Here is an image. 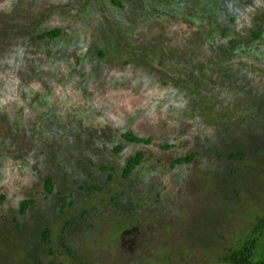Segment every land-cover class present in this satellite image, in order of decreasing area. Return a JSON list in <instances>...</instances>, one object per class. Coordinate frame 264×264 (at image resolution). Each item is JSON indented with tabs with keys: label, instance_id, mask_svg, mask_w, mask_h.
<instances>
[{
	"label": "rangeland",
	"instance_id": "374dc122",
	"mask_svg": "<svg viewBox=\"0 0 264 264\" xmlns=\"http://www.w3.org/2000/svg\"><path fill=\"white\" fill-rule=\"evenodd\" d=\"M260 220L264 0H0V264H227Z\"/></svg>",
	"mask_w": 264,
	"mask_h": 264
},
{
	"label": "trees",
	"instance_id": "16d2710c",
	"mask_svg": "<svg viewBox=\"0 0 264 264\" xmlns=\"http://www.w3.org/2000/svg\"><path fill=\"white\" fill-rule=\"evenodd\" d=\"M60 30H54L51 32H48L42 36H58L60 34ZM128 140L137 141V142H149L150 139H142L139 137H136L132 134L126 135ZM143 158L142 153H138L134 158H132L127 166L125 167V176H128V174L131 172V170L141 162ZM187 160L191 159V157L185 158ZM184 159H179V161H182ZM25 204L29 205L28 202ZM264 228V220H260V222L255 226L253 230L252 236L244 243V245L237 249L230 250L224 257V260L227 264H264V260L256 259L255 255V248L257 244V235L262 232Z\"/></svg>",
	"mask_w": 264,
	"mask_h": 264
},
{
	"label": "flooded vegetation",
	"instance_id": "af4514ba",
	"mask_svg": "<svg viewBox=\"0 0 264 264\" xmlns=\"http://www.w3.org/2000/svg\"><path fill=\"white\" fill-rule=\"evenodd\" d=\"M47 37H52V36H48V35H46ZM59 36V35H58ZM58 36H55V37H58ZM45 37V36H44ZM42 35H41V38H44Z\"/></svg>",
	"mask_w": 264,
	"mask_h": 264
},
{
	"label": "water",
	"instance_id": "95a60500",
	"mask_svg": "<svg viewBox=\"0 0 264 264\" xmlns=\"http://www.w3.org/2000/svg\"><path fill=\"white\" fill-rule=\"evenodd\" d=\"M125 243V242H124Z\"/></svg>",
	"mask_w": 264,
	"mask_h": 264
}]
</instances>
